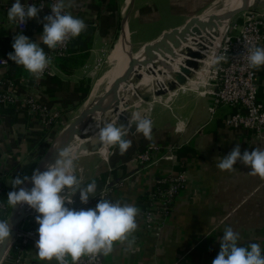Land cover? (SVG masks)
<instances>
[{"label":"crops","instance_id":"0c3cea01","mask_svg":"<svg viewBox=\"0 0 264 264\" xmlns=\"http://www.w3.org/2000/svg\"><path fill=\"white\" fill-rule=\"evenodd\" d=\"M38 1L20 0L23 5ZM217 1L134 0L124 40L135 51L163 33L177 30L198 18ZM127 2L64 0L69 13L83 19L87 29L79 37L72 38L66 56L52 61L51 74L45 76L34 90L39 101L54 115L53 122L43 127L40 118L30 115L20 100L0 108V179L7 193L16 189L12 186L14 178L28 177L45 152L44 146H49L55 135L76 118L79 105L91 98L96 83L94 77L102 58L108 51V62L120 37ZM14 3L15 0H0V52L8 60L7 68L15 67V81L19 83L17 96L20 97L32 84L33 76L8 58L9 53H14L15 35H25L45 53L48 47L40 38L45 23L41 15L27 19L24 31H19L17 22L8 19V11ZM260 12L264 17V11ZM258 47H264V41ZM213 65L200 67L185 83L162 97L145 94L149 83L154 85V80L143 76V81H137L127 97L129 103L137 101L134 106L144 104H138L136 112L128 119L135 113L150 119L152 139H145L135 129L128 134L132 147L124 155H120L118 147L103 144L105 156L95 151L74 158V175L81 181L80 187H86L93 180L97 185L95 196H90L87 204L80 201L78 192L73 195L75 210L94 209L101 199L131 204L140 210L138 227L129 237L134 243L131 246L128 242L114 243L112 253L101 255L103 264H212L221 250L220 241L227 227L239 233L238 246L257 243L264 254V178L251 175V167L240 161L231 171L217 167L237 143L241 154L255 148L264 151V132L252 136L247 131L226 127L223 120L232 110L230 107L209 110ZM258 73L257 98L264 105V66ZM136 88L142 93H135ZM152 146L155 150L149 159L140 160L139 156ZM166 151L167 156L162 157ZM179 151L183 152L181 158L185 161L182 167L184 186L169 213L160 216L153 225H147L143 213L148 205L144 207L139 197L153 189L158 177L177 172ZM30 212L21 227L38 229L36 217L40 214ZM37 251L26 245L20 249L19 257L7 254L2 264H58L54 258L41 260Z\"/></svg>","mask_w":264,"mask_h":264},{"label":"clouds","instance_id":"9594fccd","mask_svg":"<svg viewBox=\"0 0 264 264\" xmlns=\"http://www.w3.org/2000/svg\"><path fill=\"white\" fill-rule=\"evenodd\" d=\"M41 8L35 5L25 7L20 0H15L8 11V19L24 23L26 19L36 18ZM64 8V0H58L51 7L52 14L44 17L46 23L40 38L52 50L65 45L71 38L79 37L87 29L83 19L66 13ZM12 48L14 53H9L8 58L16 65L23 66L37 80L43 77L52 63V58L46 55L44 49L23 34L15 35ZM248 53L250 68L258 70L264 66V47L249 49ZM223 59V56H217L213 63ZM133 124L145 139H152V121L142 118L139 113L132 115L127 127L107 123L100 128L99 139L106 145L118 146L120 155H124L132 147V141L127 137ZM237 161L250 166L251 175L264 178V151L255 148L250 153L245 150L241 154L237 143L217 167L222 171H231ZM46 167L47 170L43 172L34 170L31 177L34 186L31 190L21 187L18 191L9 192L7 197L12 207L26 203L40 214L36 217L39 224L36 248L41 260L51 261L55 258L58 264H68L66 257L70 256L72 264H77L82 256H90L92 259L101 255L108 256L116 242H128L129 246L134 243V239L130 240L129 237H132L138 227V207L101 199L94 209H69L65 205L72 200L68 198V194L62 193L66 189L73 195L78 192L80 201L87 204L89 197L95 196L96 182L93 180L86 187H80L81 181L74 175V157L68 151H61L54 163ZM28 179L27 176H17L12 181L13 188ZM10 236L9 220L0 221V244L8 242ZM238 240L239 233L227 227L220 241L221 250L212 264H264V254L259 244L238 246Z\"/></svg>","mask_w":264,"mask_h":264},{"label":"built area","instance_id":"2783aa9c","mask_svg":"<svg viewBox=\"0 0 264 264\" xmlns=\"http://www.w3.org/2000/svg\"><path fill=\"white\" fill-rule=\"evenodd\" d=\"M58 0H39L36 3H28L25 7L35 5L41 8L39 15L46 17L51 15V7ZM66 13H69L67 8H64ZM263 14L257 9L248 8L244 11L241 23H234L228 34L225 33L224 39L221 41L220 49L217 56H223L224 59L216 63L213 71L214 81L211 89L212 104L209 107L211 112L221 106H227L234 109L233 112L227 114L223 120L226 127L235 131H247L252 136L260 135L264 132V105L258 101L257 94L259 91V73L258 70L248 66V50L258 47L264 41V19ZM45 21V20H44ZM46 23V21H45ZM27 26L26 21H17L19 31H24ZM65 45L58 46L55 50L49 49L46 52L47 56L52 58V61L57 57L66 56L70 41ZM8 60L0 52V72L8 67ZM51 64L45 70L43 77L39 80L33 77V82L28 86L22 96H17L19 83L15 80L4 77L0 74V108H6L14 105L20 100L22 106H25L30 115H35L40 118V124L43 127L50 126L54 115L49 113L48 109L39 101V97L35 93V88L40 85L45 76L51 74ZM155 148L152 146L145 153L139 156L140 160H148L151 152ZM168 151L162 154V157L167 156ZM165 180L167 188L165 191L149 195V205L143 213V220L147 225H153L158 222L160 216H165L169 213L171 205L179 191L184 186L183 172L175 173ZM1 190V188H0ZM72 202L67 203L66 207L74 208V196L71 191L66 189L64 193ZM31 208V207H30ZM7 210V206L0 198V216ZM30 212V210H29ZM38 215L31 208L30 214ZM22 225V223H21ZM19 227L12 246L30 245L36 248V241L39 239L38 229ZM11 246V247H12ZM55 259V258H54ZM68 264H72L71 257H66ZM77 264H103L102 257L98 256L92 259L90 256H82Z\"/></svg>","mask_w":264,"mask_h":264},{"label":"water","instance_id":"95a60500","mask_svg":"<svg viewBox=\"0 0 264 264\" xmlns=\"http://www.w3.org/2000/svg\"><path fill=\"white\" fill-rule=\"evenodd\" d=\"M127 9L124 15L123 25L120 32V37L116 42V46L123 55V65L120 80L117 85H114L98 96L92 99V101L85 105L80 114L66 124L49 143L48 148L41 155L31 173L28 175L22 185L17 186L14 191H18L19 188H26L31 190L34 186L31 182V177L34 170L40 172L47 170V165L54 163L58 158V154L64 151L65 148L71 143L70 139L72 134L80 129L88 126H96L97 129L87 135L83 141H81L76 150L71 154L74 158L81 156L86 152H95L97 147L101 144L99 139L100 128L107 123L120 126L128 125V116L131 115L129 110L130 103L128 101L129 91L132 90L133 85L141 80L143 76L147 75L150 79L154 80V85L149 83L145 94L148 96L162 97L168 92L174 91L179 85L185 83L187 79L201 67L202 60L207 56L210 49L214 46L216 38L224 30L232 18L238 15L242 11H246L248 6L245 5L244 0H236L235 5L225 15L220 17L213 28L211 29L204 45L190 57H181L184 51L181 46L185 45V42H181L182 34L187 29L189 22L177 30H181V35L177 38L176 31H169L163 33L158 39L145 43L137 50L129 51L126 53L124 49V32L127 28V20L129 14L133 9L134 0H128ZM161 78H166L162 80ZM135 93H142L139 88L134 89ZM99 98H106L105 115L102 118L90 116L89 113L94 109L95 102ZM144 118L143 116H141ZM135 124H133L129 133L135 131ZM118 147V146H115ZM30 210V206L26 203L17 204L14 207L10 205V211L5 221L9 220L11 227L10 240L0 244V264H2L4 258L8 254L14 237Z\"/></svg>","mask_w":264,"mask_h":264},{"label":"bare ground","instance_id":"6f19581e","mask_svg":"<svg viewBox=\"0 0 264 264\" xmlns=\"http://www.w3.org/2000/svg\"><path fill=\"white\" fill-rule=\"evenodd\" d=\"M236 0H226L225 3L217 10L205 12L203 14L198 15V18L193 19L189 22L187 29L182 34V40L183 43L185 42V45L181 46V49H183L184 53L181 55V57H190L194 52L198 51L205 43L211 29L217 22V20L225 15L231 8L234 7ZM224 2V1H223ZM253 0H244V3L246 6L251 5ZM126 12V9L124 11V14ZM226 29V28H225ZM225 29L222 30V32L219 34V36L216 38V42L214 46L210 49L207 56L202 60L201 62V68L203 67V62H212L215 57H217L218 51L220 49L221 45V39L223 38V34L225 32ZM124 49L126 53L129 51V45L128 43H124ZM123 55L119 49V46H116L113 48L112 53L108 57V67L104 71V73L101 75V77L96 81L95 85L92 88L91 91V98L97 94V91L101 85L104 86V90L117 85L119 82L122 65H123ZM144 79V78H143ZM162 80L166 78H161ZM143 81V80H141ZM147 84V81H146ZM133 89V88H132ZM106 98H99L95 102L94 109L89 113L90 116L102 118L105 115V109H106ZM137 103V101H131L130 107ZM97 129L96 126H88L85 128H80L76 130L70 139L71 144L64 150L68 151L70 154H72L78 144L84 140L87 135L92 133ZM103 142L101 141V144L97 147V153L100 156H105V151L103 150ZM88 152L84 153L87 154ZM82 154V155H84ZM99 157V156H98ZM105 158V157H104Z\"/></svg>","mask_w":264,"mask_h":264},{"label":"rangeland","instance_id":"374dc122","mask_svg":"<svg viewBox=\"0 0 264 264\" xmlns=\"http://www.w3.org/2000/svg\"><path fill=\"white\" fill-rule=\"evenodd\" d=\"M224 1V2H223ZM225 1L226 0H218L217 1V3L213 6V7H211L207 12H210V11H214V10H217V9H219L224 3H225ZM248 8H251V9H257V10H259V11H264V0H253V2L251 3V5L248 7ZM243 15H244V11H242V12H240L238 15H236L234 18H232L231 19V21L229 22V24L227 25V27H226V29H225V32H224V34H223V38L221 39V41L224 39V35H225V33L226 34H228V31L231 29V27H232V25L236 22V23H241V20H242V17H243ZM229 29V30H228ZM176 34H177V38L181 35V30H177L176 31ZM108 53V51L106 52V54ZM106 54L103 56V58H102V61H101V64H100V67H99V69H98V71H97V73H96V75H95V77H94V83L101 77V75L104 73V71L106 70V68L108 67V64H107V62H106ZM213 62V61H212ZM212 62H207V61H204L203 62V66L204 65H208V66H206V67H209L210 65H212L213 63ZM215 67H216V63H214V65H213V67H212V74H211V76H212V81H214V77H213V71H214V69H215ZM203 68V67H202ZM201 68V69H202ZM202 77H205V76H202ZM202 77H201V79H202ZM200 78V77H199ZM104 84L103 85H101L100 87H99V89H98V91H97V94L95 95V96H93L92 98H90L87 102H85V103H83V104H81V105H79V107H78V111H77V114H76V116L75 117H77L79 114H80V112L82 111V109L85 107V105L86 104H88V103H90L91 101H92V99L93 98H95L96 96H98L100 93H102L103 91H104ZM156 101H158V99L156 100ZM138 104H140V103H138ZM137 104V105H138ZM144 104V103H143ZM142 103L140 104V105H143ZM153 104V103H152ZM158 105L160 104H162V101L160 102V103H157ZM156 104V105H157ZM137 105H133V106H131V107H129V110H132L131 111V113L132 112H136V110L135 109H137ZM131 117H129V119H130ZM71 144V143H70ZM69 144V145H70ZM68 145V146H69ZM67 146V147H68ZM66 147V148H67ZM65 148V149H66ZM98 154V153H97ZM107 154V153H106ZM76 158V157H75ZM6 220V219H5ZM5 220H3V219H0V221H5Z\"/></svg>","mask_w":264,"mask_h":264},{"label":"trees","instance_id":"16d2710c","mask_svg":"<svg viewBox=\"0 0 264 264\" xmlns=\"http://www.w3.org/2000/svg\"><path fill=\"white\" fill-rule=\"evenodd\" d=\"M13 69H15V67H13L11 69L10 68L4 69L1 75H3L4 77L10 78V79L16 80L15 79L16 75L14 74ZM19 72L20 71H18L17 73H19ZM84 98H85V95L82 97V100ZM233 111H234V109H232L230 111V113L233 112ZM47 148H48V145H45L44 146V151ZM182 153H183L182 151H179V153H177V158H178L179 162H178V165H177L178 168H176V170H177L176 173H180V172L183 171V168L182 167H183V164H184L185 161L181 158ZM167 178L168 177H158L157 178V181H156V184L153 187V189L151 191H149V192H146L145 194H143L142 196L139 197V199H141V201H143L144 207L147 206V205H149V202H150L149 195L150 194H156L157 195V193L162 192V191H165V189L167 188V183H166L165 180ZM3 186H4L3 185V182L0 179V188H1V190H0V198L5 203V205L7 206V210H6L5 215L3 217V220H5L7 218V216H8V214H9V211H10V204L8 203V198H7L9 193H7L4 190ZM23 247H24L23 245L22 246H19L17 248L11 247V249H10V251L8 253V256L10 254L11 255L13 254V255L19 257L21 255L20 249H22Z\"/></svg>","mask_w":264,"mask_h":264}]
</instances>
